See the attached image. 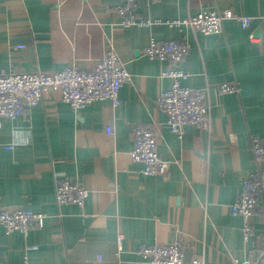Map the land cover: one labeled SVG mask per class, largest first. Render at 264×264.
<instances>
[{
	"label": "crops",
	"instance_id": "0c3cea01",
	"mask_svg": "<svg viewBox=\"0 0 264 264\" xmlns=\"http://www.w3.org/2000/svg\"><path fill=\"white\" fill-rule=\"evenodd\" d=\"M124 1L0 0V72L91 70L112 44L130 74L116 107L98 101L75 113L57 94L1 120L0 211L22 207L46 219L27 234L0 224V264H148L140 250L175 241L186 262L259 264L263 225L254 216L245 241L244 220L229 206L256 170L251 138L264 137V0H135L130 26L115 12ZM207 8L251 25L230 19L222 34L206 36L168 24ZM153 40L190 44L182 84L209 88V131L186 126L180 137L167 126L157 98L171 86L161 77L170 64L144 56ZM223 83L240 93L220 94ZM139 130L156 135L170 162L164 175H145L131 160ZM57 179L85 187L82 207L56 203Z\"/></svg>",
	"mask_w": 264,
	"mask_h": 264
},
{
	"label": "built area",
	"instance_id": "2783aa9c",
	"mask_svg": "<svg viewBox=\"0 0 264 264\" xmlns=\"http://www.w3.org/2000/svg\"><path fill=\"white\" fill-rule=\"evenodd\" d=\"M136 10L135 0H125L115 12L122 19L123 26H130L138 23L135 18ZM230 19L238 21L243 29H248L252 18L236 16L231 10L207 8L194 16L174 20L168 24L171 27H188L194 32L210 36L222 34L224 22ZM190 50L188 42L153 40L143 51L144 56L151 60L170 64L168 70L161 72V77L170 79L171 86L159 94L157 105L167 116V126L180 137L183 136L186 126L203 131H209L211 128V105L207 100L209 88L192 89L182 84L189 76L182 69V65ZM129 81L130 74L112 44H108L104 56L91 70L83 71L71 65L55 72H0V122L5 119L16 120L45 102L49 96L57 94L75 113L98 101H110L116 107L120 102V90ZM217 90L222 95L240 93L237 83L220 84ZM111 131L108 128V133ZM250 144L256 170L242 181L237 201L229 206L231 213L241 216L244 220L245 241L254 236L255 228L251 221L254 216H257L263 225L264 237V137L253 136ZM129 156L132 161L145 166L143 173L148 176L164 175L170 165L169 161L160 157L156 135L152 130L136 131L135 146ZM87 196L88 191L80 182L56 180L55 199L59 206L75 204L82 207ZM45 219V215L22 207L0 211V224L7 234L13 232L27 234L31 228H42ZM139 255L148 264H211L200 259L186 262L178 241L145 247L139 251ZM235 264L249 262L235 261ZM259 264H264V252Z\"/></svg>",
	"mask_w": 264,
	"mask_h": 264
}]
</instances>
